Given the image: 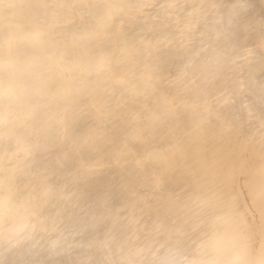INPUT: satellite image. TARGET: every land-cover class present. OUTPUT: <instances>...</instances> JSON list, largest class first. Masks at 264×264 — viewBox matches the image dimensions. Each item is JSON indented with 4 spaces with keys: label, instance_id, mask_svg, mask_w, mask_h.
<instances>
[{
    "label": "bare ground",
    "instance_id": "bare-ground-1",
    "mask_svg": "<svg viewBox=\"0 0 264 264\" xmlns=\"http://www.w3.org/2000/svg\"><path fill=\"white\" fill-rule=\"evenodd\" d=\"M0 0V264H261L196 181L255 173L264 0Z\"/></svg>",
    "mask_w": 264,
    "mask_h": 264
},
{
    "label": "snow or ice",
    "instance_id": "snow-or-ice-1",
    "mask_svg": "<svg viewBox=\"0 0 264 264\" xmlns=\"http://www.w3.org/2000/svg\"><path fill=\"white\" fill-rule=\"evenodd\" d=\"M248 8V0L241 2L234 7ZM264 23V16L261 17ZM261 144L264 145V136L261 138ZM258 172L261 177L259 184L255 183V173L246 174L243 170L238 173L234 170L222 172L214 166H207L204 174L196 181L197 188L214 189V194L218 199L225 202L229 208L230 215L243 219V210L240 206L241 188H247L253 202H258L259 222L252 229V234L258 235L260 241L264 244V154L261 156ZM264 264V261H261Z\"/></svg>",
    "mask_w": 264,
    "mask_h": 264
}]
</instances>
